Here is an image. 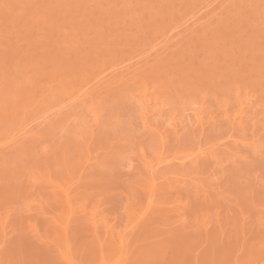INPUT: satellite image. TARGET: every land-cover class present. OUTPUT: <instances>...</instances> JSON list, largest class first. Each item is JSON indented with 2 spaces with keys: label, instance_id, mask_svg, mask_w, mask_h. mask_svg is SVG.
<instances>
[{
  "label": "rangeland",
  "instance_id": "rangeland-1",
  "mask_svg": "<svg viewBox=\"0 0 264 264\" xmlns=\"http://www.w3.org/2000/svg\"><path fill=\"white\" fill-rule=\"evenodd\" d=\"M0 264H264V0H0Z\"/></svg>",
  "mask_w": 264,
  "mask_h": 264
}]
</instances>
